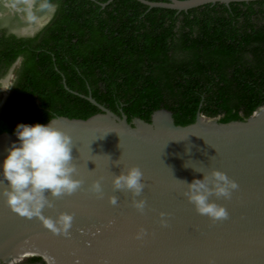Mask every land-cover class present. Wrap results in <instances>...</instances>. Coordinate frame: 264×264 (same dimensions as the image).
Segmentation results:
<instances>
[{
	"label": "water",
	"instance_id": "obj_1",
	"mask_svg": "<svg viewBox=\"0 0 264 264\" xmlns=\"http://www.w3.org/2000/svg\"><path fill=\"white\" fill-rule=\"evenodd\" d=\"M140 1L187 10L253 0ZM87 98L101 111L86 119L58 115L42 123L52 122L72 137L73 175L83 181L71 195L46 193L54 207L43 209L45 217L73 216L68 235L55 234L40 218L23 216L8 205L2 165L19 138L16 130L0 133V264L32 256L46 264H264V105L244 120L221 122L198 112L194 122L181 125L166 108L155 110L151 121H129L124 112L117 114L91 94ZM132 166L144 174L145 188L136 197L146 200L143 212L133 206L130 191L113 185L114 175ZM213 169L239 184L231 199L210 197L229 212L220 221L199 214L180 181L203 179L201 172ZM96 180L102 195L91 190ZM162 212L167 226L161 224ZM141 229L145 234L138 239ZM31 248L34 252L23 253Z\"/></svg>",
	"mask_w": 264,
	"mask_h": 264
},
{
	"label": "trees",
	"instance_id": "obj_2",
	"mask_svg": "<svg viewBox=\"0 0 264 264\" xmlns=\"http://www.w3.org/2000/svg\"><path fill=\"white\" fill-rule=\"evenodd\" d=\"M50 3L54 14L35 34L0 36L2 66L23 55L0 106V133L58 115L86 119L101 111L89 94L129 121L166 108L181 125L198 112L244 120L264 105V0L187 10L140 0Z\"/></svg>",
	"mask_w": 264,
	"mask_h": 264
},
{
	"label": "clouds",
	"instance_id": "obj_3",
	"mask_svg": "<svg viewBox=\"0 0 264 264\" xmlns=\"http://www.w3.org/2000/svg\"><path fill=\"white\" fill-rule=\"evenodd\" d=\"M3 3L7 8L22 12L28 24L40 23L37 15L39 11H55L50 0H3ZM48 22L49 20L43 26ZM11 79L10 75L0 78V89L8 90L13 87ZM16 135L19 143L14 142L11 145L2 165L3 180L7 181L3 196L14 211L28 218H40L55 234L68 235L73 216L64 212L53 219L45 217L43 209L54 207L53 200L46 195L47 192H50L53 198H60L75 193L83 183L73 175L77 171V166L73 162L72 137L54 126L52 122L47 125L20 123L16 127ZM201 173L203 179H194L191 183L180 180L187 186L184 195L195 205L199 214L206 215L213 221L227 219L229 212L226 207L211 200L210 197L215 195L231 199L233 191L239 188V184L218 169H213L210 173ZM143 175L139 166H132L126 172L121 171L119 175H114L113 178L114 188L130 191L133 196V206L141 212L145 209L146 200L136 197L141 196L145 188ZM91 190L102 195V185L99 180L92 183ZM117 202V197L110 198V203L113 205ZM160 215L161 224L167 226V220L163 219L166 213L162 212ZM144 234L145 230L141 229L137 238H141Z\"/></svg>",
	"mask_w": 264,
	"mask_h": 264
},
{
	"label": "flooded vegetation",
	"instance_id": "obj_4",
	"mask_svg": "<svg viewBox=\"0 0 264 264\" xmlns=\"http://www.w3.org/2000/svg\"><path fill=\"white\" fill-rule=\"evenodd\" d=\"M52 5L55 6L56 9V4L55 3H51ZM10 8H7L4 6L3 0H0V36H2L3 34L8 35V34H15L17 37H24V36H30L33 35L32 30L33 29H38V25L36 24H31L30 26H19V24H27V22L24 19V14L22 12H17L16 10L13 11L12 14H10L8 12ZM43 14L40 13V11L37 13V15L40 16ZM54 14V12H52L50 18L48 20H50L52 18V15ZM16 20V21H15ZM17 22V24L15 23ZM32 27V28H31ZM40 30V29H39ZM38 30H36L34 32V34L37 32ZM2 45H5L4 42L1 43L0 41V50L3 47ZM23 61V55H19L17 56V58L12 62V64L5 68L4 66H2L0 64V78H4L6 76H9L10 72L12 73V84L14 85L15 81L17 80V76L19 73V67L21 65ZM12 87L8 90H4V89H0V93H2V96L0 98V106L3 105V103L6 101L10 91H11ZM28 259H24L23 261H21V264H25L26 262H28ZM18 264V263H16ZM37 264H46V262L42 259L41 257V261H38Z\"/></svg>",
	"mask_w": 264,
	"mask_h": 264
},
{
	"label": "rangeland",
	"instance_id": "obj_5",
	"mask_svg": "<svg viewBox=\"0 0 264 264\" xmlns=\"http://www.w3.org/2000/svg\"><path fill=\"white\" fill-rule=\"evenodd\" d=\"M55 7V6H54ZM13 9H9L8 10V12L10 13V14H12L13 13ZM17 12H19V11H17ZM51 14H52V12H47V11H44L43 12V14L40 16V23L38 24V29H33L32 30V33L34 34V32L36 31V30H39L47 21H48V19L50 18V16H51ZM16 21V20H15ZM16 24H17V22H15ZM22 25H24V26H30L31 24H19V26H22ZM11 77L13 76L12 75V73L10 72V74H9ZM12 80V79H11ZM1 91V90H0ZM1 96H2V93H0V98H1ZM205 116H207V115H205ZM207 117H210V119L211 118H214V116H207ZM216 118H220V115L219 116H216ZM24 260V259H23ZM23 260H21V261H23ZM21 261H19V262H17L18 264H21L22 262ZM25 261V260H24Z\"/></svg>",
	"mask_w": 264,
	"mask_h": 264
},
{
	"label": "bare ground",
	"instance_id": "obj_6",
	"mask_svg": "<svg viewBox=\"0 0 264 264\" xmlns=\"http://www.w3.org/2000/svg\"><path fill=\"white\" fill-rule=\"evenodd\" d=\"M25 252H26V253H32V252H34V250L31 248V249H27V250H24V251H23V253H25ZM23 253H22V254H23ZM50 264H52V263L50 262Z\"/></svg>",
	"mask_w": 264,
	"mask_h": 264
}]
</instances>
